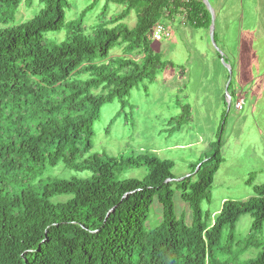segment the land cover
<instances>
[{"label": "trees", "instance_id": "1", "mask_svg": "<svg viewBox=\"0 0 264 264\" xmlns=\"http://www.w3.org/2000/svg\"><path fill=\"white\" fill-rule=\"evenodd\" d=\"M38 1L35 15L15 23L21 0H0V264H264V250L241 262L218 257L230 253L242 214L252 216L251 233L262 227L264 183L245 200H224L213 217L200 206L222 160L224 119L208 150L179 180L173 161L152 152L83 157L101 106L117 98L124 109L130 89L166 65L151 47L155 23L183 7L188 24L207 28L203 1L107 0L124 8L99 18L90 35L82 14L65 20L66 0ZM131 11L136 22L129 27L123 20ZM63 27V41L45 36ZM116 46L122 55L110 56ZM58 163L91 175L41 177ZM141 165L143 179L118 177L124 167ZM175 190L190 207V225L175 214ZM154 198L162 219L146 229Z\"/></svg>", "mask_w": 264, "mask_h": 264}, {"label": "rangeland", "instance_id": "2", "mask_svg": "<svg viewBox=\"0 0 264 264\" xmlns=\"http://www.w3.org/2000/svg\"><path fill=\"white\" fill-rule=\"evenodd\" d=\"M213 3V0H208ZM65 20L69 21L82 17L83 32L90 35L92 26L98 19L109 18L118 14L124 8L122 4L107 0H97L91 9L87 7L92 0H66ZM225 21L216 23L214 44L210 38L209 28L202 29L204 34L201 48H216L219 36L226 33L224 39L229 40L233 52L241 58L256 57V66L264 71V0H225ZM42 5L38 0H21L14 14V22L20 23L35 15ZM129 27L134 26L136 16L131 11L123 20ZM225 29V32L221 33ZM67 28L59 31L46 32L45 36L51 41L60 42L66 38ZM172 40L177 42L175 35ZM170 38L152 40V49L161 56L162 60L173 62L183 57L182 48L174 44L171 50L164 48ZM238 45V47H237ZM110 56L122 55V48L116 46L109 51ZM222 63V62H221ZM223 65V63H222ZM224 66V65H223ZM172 70V69H171ZM170 72V71H169ZM259 72V73H260ZM86 74L82 75L85 79ZM161 75L152 80L138 82L130 89L127 106L122 109L119 99L114 98L103 104L98 118L93 122L92 147L83 154H106L109 156L129 155L133 158L143 153H154L161 159L173 161L171 172L175 180L190 174V166L207 151L209 143L216 138L218 127L225 120L221 134V162L213 175L208 198L200 202L204 212L212 217L219 212L224 200H245L254 194L255 186L264 183V97L252 106L247 96L243 104L236 106L235 97L229 106L228 97L225 102H203L193 111L181 110L183 98V83L177 76L176 68L170 73L167 84L161 80ZM204 82V81H203ZM195 83L199 84L200 81ZM264 85V74L256 80ZM198 86V85H197ZM181 88V89H179ZM204 99L211 97L209 86L201 85ZM200 92V90H197ZM245 97V96H244ZM216 99V97H215ZM179 102V103H177ZM249 103V104H248ZM248 104V105H247ZM193 106H189L191 108ZM254 107V108H253ZM218 108V109H217ZM147 174L144 165L124 167L118 174L120 179H143ZM41 177L55 176L59 178H85L91 175L89 171H76L58 163L46 166ZM195 179V178H194ZM53 198L52 200H56ZM175 214L185 223H192V213L189 205L180 197V191L173 195ZM162 219V206L156 198L150 206L149 216L144 226L152 229ZM252 216L242 214L235 224L233 244H229L230 253H219L218 257L230 263L241 262L257 256L264 250V223L262 227L251 233ZM251 234V236H250ZM226 230L222 232V244L226 246ZM248 245H245V244Z\"/></svg>", "mask_w": 264, "mask_h": 264}, {"label": "crops", "instance_id": "3", "mask_svg": "<svg viewBox=\"0 0 264 264\" xmlns=\"http://www.w3.org/2000/svg\"><path fill=\"white\" fill-rule=\"evenodd\" d=\"M211 6L214 14V31L216 32L218 19L219 22L225 21L226 2L225 0H213ZM167 24L171 28L172 34L169 37L170 39L164 43V48L171 50V47L177 44L182 48L183 57L181 60L177 59L176 67L173 62L168 60L166 65L157 71L156 76L161 75V80L164 84H167L170 79V73L176 68L177 76L185 81L183 83V98L185 101L182 104L184 106V108H181L182 111L186 110L185 107L188 108V112L193 111L196 106L206 101L208 103H222L223 101L226 104L224 99L226 95L229 106L231 105V99L234 97L236 106H239L240 102L243 104L246 96L249 103L251 98L254 99L252 106L257 101H261L264 97V85L260 86L256 83V80L264 74V71L260 72L258 70L256 57L251 59L247 57L241 58L237 53L238 51L236 52L235 46V53L233 52L229 40L223 38L226 35L224 33L225 29L221 31L222 35L223 33L224 35L219 36V40L216 42L217 49L211 48L212 51H210L207 48H201V43H204V34L201 30L208 29L210 25L207 28L192 26L191 24L182 25L177 15L168 18ZM215 32L214 38L217 37ZM174 35L177 37V42L172 40ZM197 80H201V83H195ZM197 85H208L207 95L209 94L211 97L204 99L202 97L204 95L201 94L202 89L197 88ZM197 90H200V92ZM256 99L258 100L256 101ZM190 105L193 107L189 108Z\"/></svg>", "mask_w": 264, "mask_h": 264}, {"label": "built area", "instance_id": "4", "mask_svg": "<svg viewBox=\"0 0 264 264\" xmlns=\"http://www.w3.org/2000/svg\"><path fill=\"white\" fill-rule=\"evenodd\" d=\"M179 17L180 23L182 25L188 24L186 11L183 7L179 8V12L176 14ZM171 18L168 16V12L166 11L163 17L155 23L152 28V40H162L164 38H169L172 34L171 28L167 24V19Z\"/></svg>", "mask_w": 264, "mask_h": 264}, {"label": "water", "instance_id": "5", "mask_svg": "<svg viewBox=\"0 0 264 264\" xmlns=\"http://www.w3.org/2000/svg\"><path fill=\"white\" fill-rule=\"evenodd\" d=\"M205 7L207 8L208 12L210 13V17H211V21H210V26H209V34H210V38L214 44V40H213V36H214V14H213V9L211 4L209 3L208 0H202ZM199 167V164L196 166L195 171L197 170V168ZM182 179V178H180ZM170 179H167V181H169ZM179 180V179H178ZM112 210V209H111Z\"/></svg>", "mask_w": 264, "mask_h": 264}]
</instances>
